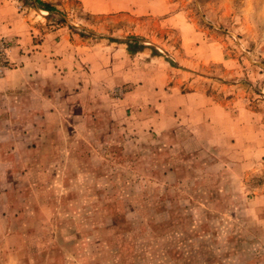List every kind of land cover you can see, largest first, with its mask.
<instances>
[{"label":"rangeland","instance_id":"374dc122","mask_svg":"<svg viewBox=\"0 0 264 264\" xmlns=\"http://www.w3.org/2000/svg\"><path fill=\"white\" fill-rule=\"evenodd\" d=\"M16 1L62 76L0 124V264H264V0Z\"/></svg>","mask_w":264,"mask_h":264},{"label":"crops","instance_id":"0c3cea01","mask_svg":"<svg viewBox=\"0 0 264 264\" xmlns=\"http://www.w3.org/2000/svg\"><path fill=\"white\" fill-rule=\"evenodd\" d=\"M21 8L16 0H0V33L19 43L12 48L11 60L20 64L18 68L0 77V124H13L17 121L33 124L36 122V114L43 113L50 117L54 113L51 111L50 85L43 77L48 73L52 77L57 74V70H47L41 66L43 51L35 48L45 43L34 44L35 28L29 15L49 12L38 7ZM20 129L23 132L24 128Z\"/></svg>","mask_w":264,"mask_h":264},{"label":"built area","instance_id":"2783aa9c","mask_svg":"<svg viewBox=\"0 0 264 264\" xmlns=\"http://www.w3.org/2000/svg\"><path fill=\"white\" fill-rule=\"evenodd\" d=\"M11 44L6 36L0 35V77L11 68V60L9 58Z\"/></svg>","mask_w":264,"mask_h":264},{"label":"trees","instance_id":"16d2710c","mask_svg":"<svg viewBox=\"0 0 264 264\" xmlns=\"http://www.w3.org/2000/svg\"><path fill=\"white\" fill-rule=\"evenodd\" d=\"M43 9L52 10V8L49 6V4H44Z\"/></svg>","mask_w":264,"mask_h":264}]
</instances>
